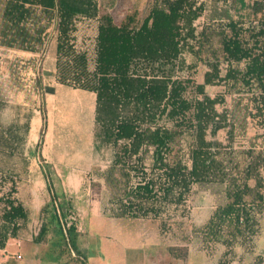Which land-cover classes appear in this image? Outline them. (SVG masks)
<instances>
[{
  "label": "trees",
  "instance_id": "obj_1",
  "mask_svg": "<svg viewBox=\"0 0 264 264\" xmlns=\"http://www.w3.org/2000/svg\"><path fill=\"white\" fill-rule=\"evenodd\" d=\"M0 1L5 4L2 46L39 54L52 38L50 31L56 32L58 81L96 94L95 150L111 149L113 158L94 175L110 193V217L160 221L165 231L169 222L189 219L197 186H220L226 203L201 229L204 240L225 246L226 255L237 244L252 242L264 214V150L255 144L239 152L210 147L198 114L203 105L213 109L219 103L206 93L207 87L218 86L238 96V106L249 95L250 103L235 109L233 118L241 112L242 125L251 120L264 129V0L250 6L246 0H152L143 19L135 12L121 23L101 14L99 0ZM246 9L249 19L240 15ZM202 17L206 22L197 32ZM92 20L98 24L94 70L88 72L89 53L77 49L73 34L80 21ZM186 53L207 68L203 83L186 73ZM40 110L36 151L50 201L41 208L45 220L33 242H43L53 228L66 242L62 251L68 250L77 264H88L78 245L80 220L67 195L55 190L43 162L48 116ZM11 184L0 197V249L19 239L29 222V209L16 196L15 181Z\"/></svg>",
  "mask_w": 264,
  "mask_h": 264
},
{
  "label": "rangeland",
  "instance_id": "obj_2",
  "mask_svg": "<svg viewBox=\"0 0 264 264\" xmlns=\"http://www.w3.org/2000/svg\"><path fill=\"white\" fill-rule=\"evenodd\" d=\"M114 1L113 16L117 23H121L127 15L135 12L139 13V19H143L152 0ZM254 1L246 0V3L250 6ZM4 6L0 1V35ZM240 15L249 19V9L241 10ZM205 22L204 17L196 22L197 32ZM50 35L52 38L42 52L44 55L27 56L0 43V197L10 191L11 181H15L16 196L29 209L28 227L21 234L22 243L13 242L8 249L9 256L15 259L19 254L23 258L19 264H77L68 250L62 251L67 249L66 242L53 228L43 242H33L45 220L40 215L41 208L50 201L36 151L42 127L41 110L28 109L39 108L43 96L48 99L43 107L48 116L43 162L57 193H65L71 200L84 232L79 246L89 264H258L259 259L263 260L264 214L259 218V234L252 242L237 244L229 255L222 244H210L204 240L201 229L216 208L226 203L220 186H197L189 201V219L169 222L165 231H162L160 221L110 217V193L94 174L109 167L113 151L95 150L94 109H64V103L60 102L59 94L81 95L77 91L82 89L62 87L57 82L55 62L50 58L55 52L57 33L51 34L50 31ZM73 35L77 49L88 51L90 62L86 69L92 72L94 23L80 21L78 31ZM184 58L189 66L188 76L195 83H203L207 68L189 53ZM67 71L74 72L73 69ZM53 88L55 97L51 96ZM206 93L209 100L219 101L213 109L209 106L204 109V105L199 109L198 121L206 133V144L210 147L219 144L237 152L255 144L259 150H264V129L251 120L242 125L241 112L239 119L238 116L233 118L235 109H245L250 103L249 95H243L242 104L238 106L240 98L227 94L225 88L209 86ZM79 95L76 96L78 101L82 98ZM86 100L85 105L91 101L90 98ZM199 100L201 104L206 103L202 97ZM188 143V139L183 143L185 151ZM172 248L176 249L175 253L170 251Z\"/></svg>",
  "mask_w": 264,
  "mask_h": 264
},
{
  "label": "crops",
  "instance_id": "obj_3",
  "mask_svg": "<svg viewBox=\"0 0 264 264\" xmlns=\"http://www.w3.org/2000/svg\"><path fill=\"white\" fill-rule=\"evenodd\" d=\"M99 6H100V12H101V14H107L108 13V14L113 15V11L116 8V2L114 0H99ZM89 22L90 23H94V25H95V37H96V35H97V24H98V22L96 20H92V21H89ZM85 23H88V22H85ZM53 50L55 52L53 53V57L50 56V58H52V60H54V62H55V68L57 70V63H58L57 43L54 46V49ZM21 52L25 53L27 56H34L35 55V53L24 52V51H21ZM56 78H57V76H56ZM57 82L60 83L58 81V78H57ZM60 85L62 87H68V86H66L64 84H61V83H60ZM50 91L52 92V95L51 96L52 97H55L56 96L55 89L53 88ZM78 92L81 93V95H79ZM77 94L80 97H82V98H80L79 101L77 100L78 97L76 98V96H78V95H76V93L75 94H70V96H68L67 94H65V95H60L59 94V96H60V102L62 101L64 103V105H65L64 106V109H94V110L96 109V94L95 93L89 92V91H85V90H82V91L79 90V91H77ZM88 96H90V97H88ZM88 98H90L91 101H90V103H87L85 105V102H87L86 99H88ZM81 99H82V102H80ZM47 102H48V99L47 98H44L42 96L41 106L39 108H34L33 107V108H28V109H45L43 107L44 106L46 107ZM94 113H95V111H94ZM263 174H264V171H263ZM0 228H1V223H0ZM80 230L82 231L81 227H80ZM83 236H84V232H83V234L79 238L80 241L83 239ZM15 241L17 242V244H21L22 243L21 242V236L19 237V239H10L9 242L7 243V245H6V248L5 249H0V264H19V261H22L23 260V258L19 254H17L15 256V259L12 258V257H10L9 254H8L9 247ZM78 245H80L79 242H78ZM152 259H153V257H152Z\"/></svg>",
  "mask_w": 264,
  "mask_h": 264
},
{
  "label": "built area",
  "instance_id": "obj_4",
  "mask_svg": "<svg viewBox=\"0 0 264 264\" xmlns=\"http://www.w3.org/2000/svg\"><path fill=\"white\" fill-rule=\"evenodd\" d=\"M20 258V257H19Z\"/></svg>",
  "mask_w": 264,
  "mask_h": 264
}]
</instances>
